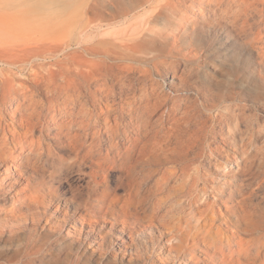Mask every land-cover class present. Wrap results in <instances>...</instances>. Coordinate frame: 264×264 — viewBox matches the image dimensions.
I'll use <instances>...</instances> for the list:
<instances>
[{
	"label": "bare ground",
	"instance_id": "1",
	"mask_svg": "<svg viewBox=\"0 0 264 264\" xmlns=\"http://www.w3.org/2000/svg\"><path fill=\"white\" fill-rule=\"evenodd\" d=\"M66 1L39 0L40 9L47 14L51 9L63 7ZM133 1L136 5L151 3L150 0ZM107 2L108 9L123 8L122 0H82L57 23H52L44 15L35 18L34 23L26 24L27 28L40 22L44 37L49 40L65 36L62 30L64 22L72 21L78 26L72 65L76 78L63 76L60 71H29L21 82H15L10 68L12 61L5 57L14 51V47L26 46V42L3 45L9 41L4 32L8 35L20 32L18 26L26 21L20 14L5 11L15 5V0H0V55L4 56L0 57V89L17 91L20 99L26 100L29 106L35 101L39 84L46 78L51 88L70 83L76 85L72 93H63L64 105L72 108L75 119H59L52 121L50 126L63 132L54 138L60 146L59 151L67 149L74 152L78 147L85 148L79 159L89 163L90 186L97 196L96 204L102 212V218L99 223L93 221L87 206L82 207L73 198L63 197L59 203L61 206L56 204L50 207L53 214L61 216L57 226L63 225L66 230L73 228L78 236L86 238L88 244L92 241L93 248L99 249L100 253L111 245L107 242L109 239L110 243L115 240L122 242L121 246L116 244L122 253L127 247L133 246L135 259L143 258L146 251L154 253L155 257L161 254L164 258L177 260L178 264H213L196 255V244L202 245L208 255L220 256L218 264H264V199L254 198L252 184L237 178V172L232 171L228 164L235 154L225 149L229 145L233 150L237 148L235 126L243 118L238 113L239 107L225 104L210 108L205 115L197 102L188 97H175L172 105L163 107L161 104L166 98L165 94L151 93L150 97L146 96V102H142L132 90L126 91L125 105L118 106L112 102L107 80L95 77L96 57H100L99 60L103 62L112 60L114 65H119L117 61L136 60L140 56L139 52H145L149 47L153 34L150 29L141 28L110 39L107 35L110 33L107 30L109 24L104 23L105 17L98 13L101 8L107 9ZM166 2L170 9L161 7V13L157 11L154 18L160 16L163 21H167L165 11L180 12L176 19L181 26L193 21L189 12H192L195 4L205 3L204 0H189V4L186 0ZM151 7L153 11L157 9L156 5ZM122 15H126L125 12ZM153 20L157 22L158 19ZM164 28L167 34V25ZM162 31L163 28L159 34ZM94 33H101V36L96 38ZM88 37L91 43L86 42ZM62 44L69 47L65 41ZM62 44H57L55 48H60ZM226 109L228 111H224ZM175 113L180 116H175ZM100 118L104 121L103 129L107 134L105 148L95 142L102 138L94 137V141L85 138L86 130L100 128ZM21 125L24 123L21 122ZM35 126L26 120V134L18 133L0 118V162H5L2 169L7 175L11 168L21 169L24 160L27 163L31 157L36 160L35 164L49 168L50 173L63 165L64 158L51 148L52 144L33 134ZM242 142L245 145L247 141L243 139ZM42 151L47 157L42 158ZM36 168L32 166L35 172ZM112 170L126 173L124 178L129 192L116 194L117 188L123 184V176L119 174L112 185L108 175ZM142 170L155 174L150 186H137L140 182L139 177H136L137 171ZM31 175L32 172H29L27 177ZM38 176L43 175L39 173ZM135 180L137 185L133 187ZM211 183L216 184L212 186ZM208 186L213 187L210 192ZM201 193L206 195L203 200ZM147 194H154L151 204L144 202ZM38 207V198L24 195L19 199H11L7 213L20 215L21 218L17 220L24 221L30 216L33 221L34 213L39 214ZM97 227L101 232L89 238ZM163 229L167 230L166 236ZM164 239L167 240L165 247L162 245ZM16 255H4L5 262L0 264H16ZM51 258L58 259V253H51ZM27 264H34L33 259L28 260Z\"/></svg>",
	"mask_w": 264,
	"mask_h": 264
},
{
	"label": "rangeland",
	"instance_id": "2",
	"mask_svg": "<svg viewBox=\"0 0 264 264\" xmlns=\"http://www.w3.org/2000/svg\"><path fill=\"white\" fill-rule=\"evenodd\" d=\"M15 1V5L8 10L2 9L20 14L26 21L18 26L21 31L17 33L8 35L4 28L9 41L3 45L26 42V46L14 47V51L5 57L12 61L10 68L15 82H21L29 71H60L63 76L76 78L72 65L75 60L73 50L78 38V26L72 21L64 22V39L59 37L49 40L44 37L40 22L27 28L26 24L34 23V20L44 15L52 23H57L81 4L82 0H67L63 7L51 9L47 14L45 10L40 9L39 0ZM150 1V4L138 3L139 6L133 0H122L123 8L118 10L108 9L107 2V9L98 10V13L105 17L104 23L109 24L107 30L110 33L107 35L110 39L123 33L128 35L141 28L150 29L153 39L145 52H139L140 56L136 60L117 61L119 65H114L112 60L103 62L99 60L100 57H96L98 61L94 70L95 77L107 80L112 102H116L118 106L125 105V94L128 90L135 91L137 98L142 102H146V96L150 97L151 93H163L166 95L161 104L163 107L172 105L173 98L185 96L193 102L196 101L205 115L209 113L210 108L225 104L237 105L240 109L238 113L243 118L235 126L237 148L233 150L230 145L225 147L228 152L234 153L236 158L228 164L231 165L232 171L237 172V178L252 184L254 198L263 200L264 0H204V4H195L192 12H189L193 21L186 26L179 25L180 21L176 19L180 12L172 10L165 11L167 21H163L159 16L156 17L157 22H154V15L161 13L162 8H170L166 6V0H160V4L158 0ZM186 3L189 4V0H186ZM151 5H156L157 9L153 11ZM123 12L126 15H122ZM164 25L168 27L167 34ZM54 26L56 27L55 24ZM162 28L163 33L159 34ZM97 33H94L96 38L101 36V33ZM63 41L69 45L68 48L62 44ZM86 42L91 43L92 40L88 37ZM57 44L62 46L55 48ZM75 87L74 83H70L67 86L51 88L46 78L39 84L35 101L29 106L26 100L20 99L17 91L0 89V118L4 124L14 127L18 133L26 134V120L34 123L36 126L33 128V134L41 136L45 142H50L51 148L59 152L65 160L60 168L50 173L49 168L35 164L36 160L31 157L27 163L24 160L21 169L11 168L8 175L2 169L5 162H0V262H5L4 255L17 253L14 257L16 264L23 261L27 264L30 259H33L34 264H178L177 260L164 258L161 254L155 257L154 253L146 251L143 258L135 259L136 251L133 246L127 247L125 253H122L116 247V244L121 246L122 242L117 240L110 243L107 239L111 245L100 253L99 249L93 248L92 241L88 244L86 238L78 236L73 228L66 230L63 225L57 226L61 216L53 214L50 207L56 204L61 206L59 203L63 197L73 198L82 207L87 206L93 221L99 223L102 218V212L96 204L97 196L90 186L89 163L79 159L85 148L78 147L76 151L69 152L62 147L66 150L59 151L60 146L54 138L61 136L59 132H63L50 126L52 121L59 119H75L72 108L65 107L63 99V93H72ZM184 104L182 101V105ZM175 116L180 114L175 113ZM21 122L24 123L23 126ZM103 122L100 118V128L86 130L85 138L89 141L91 138L94 141V137L102 138L101 141L95 142L101 143V147L105 148L107 134L104 132ZM148 132L151 134V129ZM79 137L84 138L83 135ZM243 139L247 141L245 145ZM42 153V158L47 157L45 151ZM5 156L7 157L3 155ZM32 166L37 167L36 172L32 170ZM188 170L191 171L192 168L189 167ZM29 172H32L33 176L27 177ZM39 173L43 176H38ZM119 174L123 176V184L117 188L116 194L123 195L129 192L124 178L126 173H120L118 170L108 172L112 185ZM154 176L151 171H137L136 177L140 178V182L137 185L135 180L133 187L150 186ZM41 177L45 181H42ZM8 184L11 186L8 187ZM215 184L211 183L212 186ZM212 189L213 187L208 186L207 190L210 192ZM24 195L38 198L39 214L34 213L33 221L30 216L24 221L17 220L21 218L20 215L12 216L7 213L11 199H19ZM200 195L202 200L205 199V194ZM145 198L144 202L151 204L155 197L154 194H147ZM163 230L166 236L167 230ZM92 232L89 238L96 236L101 229L97 227V230ZM163 241L162 245L167 246V240ZM194 246L196 255L202 260H210L213 264L220 262V256L208 255L203 251L202 245ZM51 253H58V259L52 260Z\"/></svg>",
	"mask_w": 264,
	"mask_h": 264
}]
</instances>
